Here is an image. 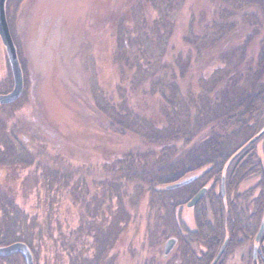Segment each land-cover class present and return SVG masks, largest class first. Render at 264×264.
<instances>
[{
  "label": "trees",
  "instance_id": "1",
  "mask_svg": "<svg viewBox=\"0 0 264 264\" xmlns=\"http://www.w3.org/2000/svg\"><path fill=\"white\" fill-rule=\"evenodd\" d=\"M255 1L199 0L201 14L193 18L182 34L188 44L180 53L188 57V64L178 74H182L180 87L178 81H166L171 74L169 69L173 68L168 61L172 59L169 50L164 45L166 35L161 31L153 35L145 29L136 34L122 30L117 35L121 49L119 53L116 51L119 81L114 91L119 97L107 90L104 101L112 132L123 137L135 134L138 143L131 150L137 152V157L142 153L152 155L154 164H160L159 172L169 166L189 164L196 169H190V174L183 177L193 174L202 179L210 177L211 185L202 199L209 210L204 211L198 222L196 220L206 249L200 251V255L194 251L200 264L211 263L227 230L232 234L250 231L253 223L257 225L264 217V188L257 196H253L252 190L242 195L237 192L238 186L246 180L261 176L264 180V167L256 150V143L264 139V107H260L259 122H251V113L246 116L245 105L241 103L243 94L238 97V92H247L249 80V90L252 82H255L254 89H264L263 76L250 79L264 68V0ZM150 2L154 1L148 0L147 4ZM158 9H162L161 4ZM138 17L137 23L143 27L151 24L142 11ZM0 93H4L3 90ZM131 93L134 94L129 96ZM260 97L262 100V95ZM18 101L0 105V245L25 242L35 264H103L98 237V232L102 231V222L98 219L101 211L96 220H92L91 215L80 214L73 224L69 213H65L68 195L64 192L71 188V179L66 185L58 175L50 177V173L47 176L45 172L38 181L22 177L21 164L27 163L24 158L29 154L35 156L30 139L37 136L18 127L16 115L12 119L3 113L4 108ZM117 119L124 122L116 121L118 128H114ZM167 125L168 128H164ZM162 128L170 130L169 134L156 136V139L148 135L149 130L160 134ZM1 140L10 143L8 149ZM136 159L135 164L131 160L130 166L137 171L143 164L139 157ZM145 165L138 178H130L136 184L134 197L140 200L143 195H153L157 223L164 229L166 222L173 218L181 227L191 230L186 202L170 198L171 190L165 188L166 184L183 177L153 183V165L144 169ZM3 169L14 174L4 176ZM224 173L228 207L221 196ZM141 182L147 186L142 193L138 189ZM219 184L220 191L217 190ZM208 213L210 218H207ZM184 241L188 242L186 238ZM163 257L166 258L164 254ZM0 264H24V261L21 255L15 254L0 257ZM255 264H264V251Z\"/></svg>",
  "mask_w": 264,
  "mask_h": 264
},
{
  "label": "rangeland",
  "instance_id": "2",
  "mask_svg": "<svg viewBox=\"0 0 264 264\" xmlns=\"http://www.w3.org/2000/svg\"><path fill=\"white\" fill-rule=\"evenodd\" d=\"M147 1L9 0L6 14L23 69L24 91L16 104L2 111L12 119L16 115L18 127L37 136L30 139L36 159L34 161L32 154L26 155L24 160L27 163L21 164L22 177L30 178L31 182L38 181L45 172V175L50 173V177L58 175L61 183L66 185L71 179V188H66L64 192L68 195L65 213H69L73 224L80 214L84 217L91 215L92 220H96L101 211L98 219L102 222V231L98 232V237L99 256L103 257V264H200L194 251L200 255V251L206 249L196 218L198 221L204 211L209 210L206 202L203 204L201 201L197 208L185 207L187 219L192 220L191 230L181 227L173 218L165 221L164 229L157 223L158 211L152 202L153 195L136 199V184L130 180L139 177L145 164L144 169L153 165L155 174L151 172L152 179L157 184L181 178L188 172L190 174V169L196 168L189 164L174 165L159 172L157 167L160 164H154V157L142 153L138 157L143 165L136 171L130 162L134 160L135 164L138 158L137 152L131 150L138 139L135 134L127 137L114 134L106 114V91L110 90L111 94L119 97L114 91L119 81L115 64L116 51L121 49L117 35L122 30L136 34L145 29L153 35H158L160 31L166 35L164 45L169 50L172 59L168 61L173 66L166 81H178L177 86L181 85L182 74H178L188 64V57L180 53L188 44L182 34L190 27L193 18L197 19L201 14L199 0H163L159 3L153 0L150 5ZM160 4L162 9H158ZM141 11L151 21L152 25L147 28L137 23ZM159 19L163 21L159 22ZM8 67L5 49H2L0 90L4 93L13 86ZM260 76L264 80V68L250 79H259ZM254 84L252 82L253 87L249 90V80L247 92H238V97L243 94L241 103L245 105L246 116L251 113L250 121L259 122L257 116L260 107H264V89H261V100V95H258L261 91L254 89ZM162 116L166 122L165 114ZM120 120H114V128H118L115 122ZM160 130V134L149 130L148 135L156 139V136H166L170 132L163 131V128ZM1 142L5 144V149L9 148V142ZM256 150L264 167V139L256 143ZM49 167L56 168V172ZM13 172L3 169L2 173L7 176ZM205 178L201 183L192 182L175 192L171 190L168 196L178 202H187L203 183L208 187L211 185L210 177ZM121 180H124L123 183ZM145 181L151 183L150 180ZM263 181L262 176L246 180L238 186L237 192L242 195L252 190L253 196H257L263 191ZM43 188L47 189V186ZM146 188L142 182L138 186L141 193ZM217 190L220 191V184ZM243 207L245 210L246 204ZM207 218H210L209 213ZM257 227L253 223L248 234L252 235ZM240 233V238L244 239L245 235ZM170 237L177 238L178 244L164 258L165 243ZM253 244V237L245 238L236 246L234 244L231 253L230 250L224 253L222 264H250ZM220 248L221 245L218 251Z\"/></svg>",
  "mask_w": 264,
  "mask_h": 264
},
{
  "label": "water",
  "instance_id": "3",
  "mask_svg": "<svg viewBox=\"0 0 264 264\" xmlns=\"http://www.w3.org/2000/svg\"><path fill=\"white\" fill-rule=\"evenodd\" d=\"M9 0H0V40L4 46L9 67L12 74L13 86L11 90L5 93H0V105H7L16 102L24 91V74L18 56L17 47L13 40L6 14V7ZM198 177L197 174L183 178L179 181L166 185V189H174L181 187ZM207 192V187L203 186L193 197L187 202V207L191 208L200 203ZM221 195L225 200L226 197V174L224 173L221 180ZM264 231V222L257 234L256 240L260 238ZM177 238L170 237L167 239L164 247V256H168L177 245ZM228 243V237L225 239L220 250L214 257L211 264H217L224 254ZM256 250V248H255ZM21 255L24 264H35L33 253L30 247L22 241L13 242L7 245H0V257H7L11 255Z\"/></svg>",
  "mask_w": 264,
  "mask_h": 264
},
{
  "label": "flooded vegetation",
  "instance_id": "4",
  "mask_svg": "<svg viewBox=\"0 0 264 264\" xmlns=\"http://www.w3.org/2000/svg\"><path fill=\"white\" fill-rule=\"evenodd\" d=\"M198 175V174H197ZM186 177H188V176H186ZM186 177H183V178H186ZM183 178H181V179H183ZM201 180H202V178H200V175H198V177L196 178V179H194L193 181H191V182H189V183H187V184H185V185H183V186H181V187H178V188H175L176 190H178V189H181V188H184L185 186H187V185H190L192 182H199V183H201ZM203 186H206L207 187V192H208V189H209V187L207 186V185H204V183L202 184V187ZM202 187H200V189L202 188ZM199 189V190H200ZM198 190V191H199ZM197 191V192H198ZM196 192V193H197ZM206 192V193H207ZM195 193V194H196ZM206 195V194H205ZM226 198H227V193H226ZM233 198L234 197H232V200H233ZM231 200V202H233ZM202 201V200H201ZM201 201H200V203H201ZM187 203V202H186ZM200 203L199 204H197L196 206H194V207H191V208H197L199 205H200ZM224 205H225V207H228V201L227 200H224ZM186 207H187V205H186ZM252 212V211H251ZM196 220H197V218H196ZM199 221V220H198ZM197 221V222H198ZM264 222V217H263V219H261V221L259 222V223H257V225H258V227H257V229L254 231H252V235H251V233H249L248 234V232H250V231H247V232H242L244 235H245V237H244V239L246 238H249V237H253L254 238V244H253V247H252V259H250V264H255V262H257L258 263V256H259V258H261L262 256H263V251H264V245H261L262 244V239H263V236H264V231H263V233H262V235L260 236V238L258 239V240H256V237H257V234H258V232H259V230H260V227H261V225H262V223ZM199 224V223H198ZM250 227H251V225H250ZM248 230V229H247ZM250 230H252V228H250ZM241 233H236V234H232V233H230V231L229 230H227L226 231V235H225V239L228 237V243H227V247H226V250H225V252H228L229 250H230V253L232 252L231 250L232 249H234L235 248V246L237 245V244H239V242H242L244 239L243 238H240V235ZM242 234V235H243ZM225 239H224V241H225ZM239 239H241V240H239ZM178 240V239H177ZM235 240H236V242H235ZM224 241H223V243H224ZM222 243V244H223ZM177 244H178V242H177ZM222 244H221V246H222ZM234 244H235V246H234ZM264 244V243H263ZM176 247H177V245H176ZM175 247V248H176ZM175 248L173 249V251L175 250ZM255 248H256V250H255ZM220 250V249H219ZM172 251V252H173ZM224 252V253H225ZM218 253V250L214 253V256H213V258H212V261H213V259H214V257L216 256V254ZM224 255V254H223ZM223 255H222V257H223ZM169 256V255H168ZM168 256H166V257H168ZM222 257L220 258V260L218 261V263L217 264H219L220 263V261H221V259H222ZM212 261H211V263H212ZM211 263H209V264H211Z\"/></svg>",
  "mask_w": 264,
  "mask_h": 264
}]
</instances>
